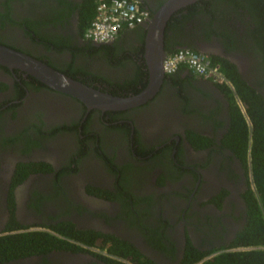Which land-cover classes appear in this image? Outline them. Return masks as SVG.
Segmentation results:
<instances>
[{"label":"flooded vegetation","instance_id":"1","mask_svg":"<svg viewBox=\"0 0 264 264\" xmlns=\"http://www.w3.org/2000/svg\"><path fill=\"white\" fill-rule=\"evenodd\" d=\"M137 1L148 17L99 47L79 36L82 0H0V44L134 95L148 78L147 21L165 0ZM174 13L183 26L163 33L166 52L228 61L264 102V0H193ZM162 72L143 101L101 110L0 64V235L52 236L0 264H201L239 247L257 195L227 139L235 105L244 111L235 85L223 72Z\"/></svg>","mask_w":264,"mask_h":264},{"label":"trees","instance_id":"2","mask_svg":"<svg viewBox=\"0 0 264 264\" xmlns=\"http://www.w3.org/2000/svg\"><path fill=\"white\" fill-rule=\"evenodd\" d=\"M95 1L82 0L78 5L77 20L81 39L83 31L94 17ZM176 13L169 16L163 33L169 27L174 26L179 31L183 26L182 20L175 15ZM99 45V47H105L108 44L100 43ZM86 46L90 49L96 48L89 41ZM166 50L168 53L175 49ZM211 62L218 64L221 72L231 83H234L236 89L233 93L243 105L244 111L235 105L227 139L242 153L244 159H249L246 165L257 196L253 202L255 208L250 212V219L248 218L249 227L238 239L239 247L223 250L210 259H205L201 264H264V102L236 78L232 64L217 56H211ZM46 63L51 66L48 61ZM52 67L74 77L62 68ZM51 237L50 234L40 230L1 234L0 261L14 255L28 253L44 242L47 243ZM196 260L197 257L192 256L184 264H190Z\"/></svg>","mask_w":264,"mask_h":264},{"label":"water","instance_id":"3","mask_svg":"<svg viewBox=\"0 0 264 264\" xmlns=\"http://www.w3.org/2000/svg\"><path fill=\"white\" fill-rule=\"evenodd\" d=\"M193 0H165L147 21L143 57L148 71L146 86L137 94L126 97L113 95L74 79L27 53L0 44V64L19 68L49 87L77 97L88 108H122L139 103L151 96L163 76L161 61L167 53L163 46V31L170 14ZM204 53L218 52L217 47L203 45ZM222 54V53H221Z\"/></svg>","mask_w":264,"mask_h":264},{"label":"built area","instance_id":"4","mask_svg":"<svg viewBox=\"0 0 264 264\" xmlns=\"http://www.w3.org/2000/svg\"><path fill=\"white\" fill-rule=\"evenodd\" d=\"M147 17V9L137 0H96L94 17L83 31V37L96 43L108 42L123 28L139 24ZM179 66H186L202 77L225 81L217 64L201 52L177 48L162 58L161 69L166 73Z\"/></svg>","mask_w":264,"mask_h":264}]
</instances>
